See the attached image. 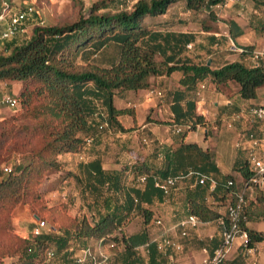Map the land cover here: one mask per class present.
<instances>
[{
  "label": "trees",
  "instance_id": "16d2710c",
  "mask_svg": "<svg viewBox=\"0 0 264 264\" xmlns=\"http://www.w3.org/2000/svg\"><path fill=\"white\" fill-rule=\"evenodd\" d=\"M225 1L138 0L131 11L99 14L93 10L72 24L38 25L24 44L16 42L21 30L10 39L0 37V41H7L6 51L0 52V82L10 87L28 83L37 86L33 91L27 86L17 98L29 115L39 120L35 126L23 128L7 124L0 133V164L10 162L16 155L29 159L28 165H19L11 173L0 171V264H5L7 258L11 259L10 264H45L52 258L60 259L58 264H69L74 261L76 247L84 251L95 239L105 244L122 242V264H144V258L137 252L141 247L146 251V264H166L168 253L150 240L146 230L126 236L122 234L123 227L136 211L144 216L145 225L150 223L153 212L144 205L152 206L168 197L156 188L157 179L187 176L190 172L213 178L216 186L209 192L210 181L197 184L188 199V215L197 216L203 224L226 217L206 197L211 195L215 202L224 203L230 196V203H235L243 183L251 177L248 162H243L242 153L236 160L234 171L242 176V182H238L232 174L220 172L214 153L191 143L173 149L161 169L152 168L146 160H136L130 168L136 185L125 183L124 170L104 169L99 158L80 163L79 172L72 175L81 186L82 197L89 198V216L74 217L68 225L51 227L49 232L42 231L38 236L24 237L11 228V214L18 204L41 199L36 187L47 171L62 166L58 156L81 153L89 141L98 143L102 134L129 131L119 119L133 115L134 111L117 108V94L147 90L153 77L180 72V83L187 88L194 89L208 79L222 91L230 82H237L243 99L257 98L258 90L264 88L263 66L228 62L213 69L212 63L210 66L207 62L195 63L185 53L188 45H197L196 34L169 30L167 22L157 26L143 23L148 17L165 15L183 2L186 12L207 13L202 30L209 32L212 23L218 20L213 8ZM256 5L264 7V0H257ZM35 13L34 9L33 16ZM229 26L231 36L236 39V23ZM261 30L264 31V22ZM112 46L116 48V56L100 63L99 59ZM241 50L243 56L254 55L250 46ZM189 117L192 123L183 126L191 128L180 133L184 137L207 123L203 115L192 110ZM140 177L146 178L142 185L138 182ZM255 191L260 192L255 204L245 196L248 221L243 227L248 233L249 248L264 241L263 233L247 228L252 219L264 217V190ZM50 211L53 222L60 223L58 207ZM39 217L43 218L41 214ZM117 233L122 237L115 236ZM217 242V238L205 242L210 256L220 247Z\"/></svg>",
  "mask_w": 264,
  "mask_h": 264
},
{
  "label": "crops",
  "instance_id": "0c3cea01",
  "mask_svg": "<svg viewBox=\"0 0 264 264\" xmlns=\"http://www.w3.org/2000/svg\"><path fill=\"white\" fill-rule=\"evenodd\" d=\"M256 1L226 0L223 5L214 7L218 20L212 23L213 29L211 31H189L196 35L200 33L207 34L205 38L209 44H199L200 37L197 36V45H188L185 55L195 63H202L203 55L212 52L208 60L212 61L213 69L224 65L221 62L229 59V56H226L224 49L218 47V44L228 40L232 43L247 41L249 32L242 29L245 27L256 28L263 24L264 7L256 5ZM170 21L174 23L177 21L181 24V20L177 18H172ZM231 22L237 25V29L234 31L237 36L236 39L231 36L229 26ZM195 23L198 24V20ZM210 42H215L216 45L211 46ZM230 51L241 53V48L235 50L234 47H231ZM234 56L236 58L231 62H238L240 56ZM241 56L242 59L246 58L243 55ZM181 78L182 73L180 72H175L170 76L153 77L151 87L147 90L124 91L117 94L115 98L119 97L124 100L125 105L118 106L115 103V106L119 109L132 108L134 111L133 115H126L119 119L129 131L126 133L108 132L102 134L100 141L95 143L96 149L89 150L86 148L81 153L67 154L62 159L67 162L72 159L69 158L72 155L75 164L78 166L80 163L99 158L104 169L118 171L130 170L131 165L136 160H146L152 168L161 169L166 165L167 156L173 149L180 146V144L196 143L202 149L215 154L217 165L223 175L232 174L238 182H242L241 174L234 171L235 163L239 155L245 151L247 152L250 148L248 134L264 135L262 134L264 123L254 120L250 114L252 107L264 105V95L263 98H258V95L256 99L250 100L243 99L240 96L232 98L229 84L224 86L222 91H219L207 79L196 88L191 89L181 85ZM5 87H8L12 95L17 96L21 86L16 84L10 87L5 84ZM208 88H211V92L204 93L203 90L206 91ZM213 104L214 108L212 107ZM191 110L198 115H203L207 123L205 126H198L196 130L188 132L187 136L184 137L176 133L174 127L176 124L181 127L184 124H191L192 119L189 117ZM167 131L171 132L172 135L168 136ZM231 141L234 143L233 147L236 150L235 153L233 152L235 154L233 157L234 162L233 160L229 161V167L224 168L218 158L220 153L218 155L215 149L219 148V145L224 147L225 143ZM144 143L150 146H145ZM151 147L153 148L151 149ZM198 183L197 179L186 177L172 191L170 196L166 197L163 202L156 203L157 206L159 205L166 212L168 211L169 219L175 221L174 226H170L169 230L165 231L167 232L166 235L170 231L175 232V225L188 216V199L195 191ZM213 190L214 188L211 186L209 192ZM206 200L208 203L213 204L222 215L226 216V206L221 207V203L215 202L211 195H208ZM230 200V196L227 197L223 205L229 204ZM160 207L157 210H160ZM16 221L18 231L22 236L29 237L33 234L37 224L35 220L33 222L29 219L26 208L21 207L18 209ZM247 228L264 234V217L252 219L248 222ZM222 232L223 228L219 222L202 223L198 228L190 229L189 237L186 239H181L177 233H175V238H172L183 244V249H188L186 253L188 262L185 264H201L210 256L205 242L217 238V243L221 244ZM224 264H264V241L249 248L244 245L243 239L237 238Z\"/></svg>",
  "mask_w": 264,
  "mask_h": 264
},
{
  "label": "rangeland",
  "instance_id": "374dc122",
  "mask_svg": "<svg viewBox=\"0 0 264 264\" xmlns=\"http://www.w3.org/2000/svg\"><path fill=\"white\" fill-rule=\"evenodd\" d=\"M1 1V0H0ZM138 0H10V6L13 12L23 11L28 7H33L35 9L36 15H31L29 20L25 22L22 26L21 31L16 36V42L18 44H24L30 40L33 35V29L38 26H63L72 24L78 21L81 17L87 16L90 11H95L99 14H114L118 11H131L133 9L134 4ZM207 13L203 12L200 14H189L185 10V5L183 2L177 3L175 6L169 9V11L165 15H160L156 18L148 17L143 20L144 24L149 25H161L164 22L166 23L167 29L174 30V31H193V32H201L202 31V22L203 20H207ZM172 18H177L181 20V24L175 23ZM9 18H7V21ZM196 20H198V24H196ZM166 28V27H164ZM166 30V29H165ZM243 31L249 32L247 41L244 42H234L225 41L220 42L218 47H222L224 49V53L226 56H229V59L222 61L221 63L226 64L235 60L234 55H239V61L249 67H254L257 64V61L254 60V56L250 54L244 55L247 59H242L241 53L235 51H230L231 47H234L236 50L237 48L250 46L254 52H262L264 51V31L261 30L260 27H245L242 29ZM256 31V32H255ZM199 36V44L201 45H208L207 39L205 38L207 34H197ZM12 41V40H11ZM8 41V42H11ZM7 43V41H5ZM5 42L0 41V52L3 53L6 51V44ZM211 45V44H210ZM214 46V45H211ZM193 51V49H191ZM214 52V51H213ZM117 54L116 48L112 46L109 50L106 51L104 57L100 58L99 61L105 62L107 59L111 57H115ZM210 53H205L203 55V62L208 63V57ZM225 56V57H226ZM224 57V59H225ZM159 59V58H158ZM238 59V57H237ZM242 59V60H241ZM160 60V59H159ZM253 60V61H251ZM261 66L264 67V58L263 60H259ZM6 83L0 82V100L4 95H12L9 91L8 87H5ZM209 84V83H208ZM20 87V91L16 97H19L20 94L25 90V88H29L30 91L36 89L34 84L28 83L27 85L18 84ZM230 94L232 98H236L235 96H240V85L237 82H230L229 83ZM203 90V89H201ZM28 91V90H27ZM204 93L211 92V88H208L206 91L203 90ZM258 98H263L264 89L258 90ZM14 96V95H12ZM242 98V97H241ZM115 103L119 105H125V101L119 97L115 98ZM221 103V102H220ZM214 108V104L212 106ZM38 119L34 118L32 115H29L27 109L23 108L20 104L19 108L16 110L11 109L7 106H0V133L7 127L8 125H15L16 128H23L24 126H35L38 123ZM264 123V122H262ZM188 129L184 128V131ZM264 134V127L263 132ZM167 135L171 136L172 133L167 131ZM112 142V141H111ZM234 143L228 142L223 145H219V148L215 150L218 152V156L221 165L226 168L229 167L231 160L234 162V153L236 152L235 148L233 147ZM145 146H150L144 143ZM152 145V143H151ZM222 147V149H220ZM86 148L89 150L94 148L96 149V144L93 141H89L88 144L84 147L82 151ZM153 147H151L152 149ZM218 149V150H217ZM220 150V152H219ZM234 152V153H233ZM64 156V157H63ZM67 154H63L58 156V160L62 163V166L58 169H51L47 171L42 180L40 181L39 185L36 187V190L41 194V199L39 200H32L30 199L26 203H20L16 206L11 214V228L15 234H20L18 231V224L16 221V217L18 216V209L23 207L28 210L29 219L34 222L38 221L36 217L39 214L42 215L44 221H46L47 226L42 230L49 232L51 227L59 228L60 225H68L70 220L74 217H83L89 216L90 212L87 207V202H89V198L82 197L81 194V186L77 184V181L73 177L72 174L78 173V166L75 164L73 160L74 157L70 155L72 159H69L65 162L62 158H65ZM247 152L245 151L242 153V160L246 162L247 160ZM230 161V162H229ZM29 163L28 158H24L23 156H15L10 162H3L0 164V171L6 166L11 167L13 171L16 169L17 166L22 165L26 166ZM126 179L125 183L129 185H136V180L130 170L125 171L124 173ZM243 189V188H242ZM242 191V190H241ZM260 194L259 191H249L247 192V198L249 202H253L254 204L257 201V196ZM158 203V202H156ZM153 204L152 206L144 205V207L149 208L153 212V218L148 225H145V218L139 212H134L129 220L124 225L123 233L126 236H130L132 234L142 233L143 231H147L150 240H153L157 237H160L163 234H167L166 230H169L170 226H174L175 221L169 219L168 211L166 212L163 207H160ZM159 204V203H158ZM229 204L223 205L220 204L221 207L226 206L228 207ZM58 207V212L60 215V223H54L51 216L50 209L52 207ZM160 207V210H157ZM161 220L162 224L158 225L157 221ZM175 232L170 231L168 233L169 236L175 238ZM122 234L117 233L115 236L118 238L122 237ZM167 235V236H168ZM22 236V235H21ZM31 236V235H30ZM32 236H35L32 234ZM183 245V244H182ZM90 247L93 248L94 252L97 254H104L108 257L109 261L108 264H122L121 254L124 251V244L122 242H108V243H101L98 240H92L90 243ZM76 247V253L73 262L69 264H76V259L82 255L83 251ZM187 248H184L180 252H170L166 255V264H185L188 262L187 257ZM138 254L142 258H144L145 262H147V255L146 251L143 247L137 250ZM60 259L52 258V260H47L45 264H58ZM5 264H10L11 259L7 258L4 260ZM144 262V264H146ZM90 264V263H88Z\"/></svg>",
  "mask_w": 264,
  "mask_h": 264
},
{
  "label": "built area",
  "instance_id": "2783aa9c",
  "mask_svg": "<svg viewBox=\"0 0 264 264\" xmlns=\"http://www.w3.org/2000/svg\"><path fill=\"white\" fill-rule=\"evenodd\" d=\"M34 13L33 7H28L23 11L13 12L8 0L0 1V31L2 39H10L14 37L20 30L24 22ZM7 18L9 20L7 21ZM242 51V50H241ZM254 60L257 61L255 66H261L259 60H263L264 51L254 52ZM199 95V94H198ZM7 106L11 109H18L20 102L17 97L12 95H4L0 100V106ZM250 114L254 120L258 122H264V105L252 107ZM184 128L190 129L191 125L179 126L175 125L174 131L178 134L184 131ZM250 148L247 151V162L251 172V177L243 183L242 191L237 194V201L230 203L227 207L226 217L222 218L219 223L223 228L222 242L220 247L215 251L212 256L206 258L201 264H224L227 255L233 246L237 238L244 240V245L248 244V233L244 229V224L248 221L246 214V194L249 191L264 190V135L259 136L255 133L248 134ZM12 172L11 167H4L2 174H8ZM195 176L199 184H205L207 181L211 182V186L215 188L216 181L204 174L198 172H190L187 176L181 175L176 177H169L164 180H156V188L160 189L166 196L171 195L172 191L178 186V184L186 177ZM1 177V176H0ZM146 181L145 177H140L138 182L142 185ZM232 186L233 182H229ZM36 228L33 231L35 236L41 234L42 230L47 226L46 221L39 219L36 221ZM157 224H162L161 220L157 221ZM199 218L195 215H188L180 220L174 227L176 233L181 239L189 237V230L196 229L201 225ZM158 243L159 249L163 252H180L183 250L181 243L176 242L172 237L167 235H161L153 239ZM102 243V242H101ZM108 257L104 254H97L93 248L89 247L83 251L82 255L76 259V264H108Z\"/></svg>",
  "mask_w": 264,
  "mask_h": 264
},
{
  "label": "water",
  "instance_id": "95a60500",
  "mask_svg": "<svg viewBox=\"0 0 264 264\" xmlns=\"http://www.w3.org/2000/svg\"><path fill=\"white\" fill-rule=\"evenodd\" d=\"M211 63H212V61H211V60H209V61H208V63H207V65H208V66H210V65H211ZM35 217H36V219H38V220H39V219H41L39 216H35Z\"/></svg>",
  "mask_w": 264,
  "mask_h": 264
}]
</instances>
